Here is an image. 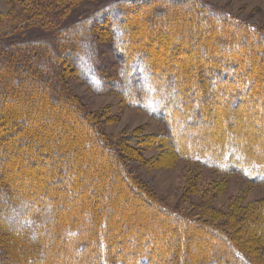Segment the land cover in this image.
<instances>
[{
	"label": "trees",
	"instance_id": "trees-1",
	"mask_svg": "<svg viewBox=\"0 0 264 264\" xmlns=\"http://www.w3.org/2000/svg\"><path fill=\"white\" fill-rule=\"evenodd\" d=\"M30 1V8L24 0H10L13 9L0 10V23L14 22L13 28L0 32V264H256L222 228L188 221L153 200L121 158V150L133 154V149H117L104 138L65 77L70 66L84 81H98L95 58L108 42L125 66L127 84L143 92L146 104L141 105L158 118L167 117L178 133L173 155L195 151L205 162L228 171L246 176L257 172L252 179L261 182L264 137L257 149L256 133L250 130L253 142L245 144L243 128L257 109L228 110L229 116H236L234 129L226 128L229 135L203 130L194 137L193 129L179 133L181 112L169 92L200 118L202 107L195 109L191 95L192 84H199L189 82L190 71L198 66L211 91L209 103L215 96L234 107L241 100L250 107L259 103L262 118L264 41L252 39L247 28L214 9L201 19L206 7L198 0ZM144 3L149 6L140 9ZM162 5L177 13L175 22L187 19V33L192 24L200 28L202 21L214 27L210 34L201 27L204 35L199 32L192 41L191 47H200L199 65L182 63L181 70H171L172 65L149 61L153 49L149 43L139 44L143 33L131 19L148 12L163 15L167 9ZM186 10H195L196 18L187 17ZM232 27L240 29L237 34L229 31ZM86 64L89 69L82 73ZM220 105L214 106L219 113ZM213 136L217 140L211 141ZM163 215L164 223L159 219ZM161 223L169 230L156 233ZM202 232L216 235L186 252L180 245L183 238L192 242L203 237ZM8 247H18L17 253Z\"/></svg>",
	"mask_w": 264,
	"mask_h": 264
},
{
	"label": "rangeland",
	"instance_id": "rangeland-1",
	"mask_svg": "<svg viewBox=\"0 0 264 264\" xmlns=\"http://www.w3.org/2000/svg\"><path fill=\"white\" fill-rule=\"evenodd\" d=\"M24 1L29 4V8L32 7L30 0ZM198 1L206 7L202 10L204 16L201 13V19L208 17V9H214L225 14L232 22L247 28L252 39L260 37L264 41V0ZM162 2L164 3V0L161 2L155 0V3ZM148 6L149 4L144 3L140 9ZM161 7L167 9L163 5ZM11 9L13 8L10 0H0L1 11L6 12ZM173 11V9H167L163 15H160L159 12H148L146 16L138 15L132 18L131 21L135 24L136 30L143 33L139 44L149 43L153 49V56L149 61L155 62V66L165 63L170 67L172 65L171 70L176 68L181 70L188 62L199 65L200 60L196 58L197 54L201 53L200 47H191L192 41L199 32L204 35L200 30L201 27L206 29V34H210L214 27L212 28L206 21H202L199 23V26L201 25L200 28L198 27L199 29L192 24L189 27L190 33H187V19H178V22H175L177 13ZM185 13L189 18H196L195 10L190 13L189 10H186ZM31 22L37 21L32 20ZM27 23L28 21H24V24ZM13 25V21L6 19L0 23V32L13 28ZM182 28L186 31H183ZM238 29L235 30L232 27L229 31L237 34ZM178 35H181L182 38L178 39ZM156 37L158 42L154 40ZM106 43L109 46L103 45L99 56L95 58L97 67L95 76L98 81H84L82 76L80 77L77 72L70 70L69 66L66 70V86L79 100L85 111L92 114L104 138L116 145L117 149H124L127 145L133 149H128L133 154H126L121 150V158L129 165L133 177L148 191L153 200L168 212L179 214L188 221H206L222 228L242 253L246 252L256 264H264V181L259 182L252 179L253 176H258L257 172L246 176L242 172L228 171L224 169L225 166L220 165V167L218 164L213 165L205 162L204 155L195 151L188 150L186 152L185 150L181 155H173L172 152L176 146L173 142H175V135L178 133L173 131L171 121L167 117L158 118L141 105L144 98L143 92L137 85L127 84L129 79L124 76L123 68L125 66L119 58L120 55H117L108 42ZM241 44L247 45L244 42ZM229 47L233 50L237 48L234 45H229ZM257 55H261V53ZM261 63L264 64V62ZM89 66V64L84 65L82 73L89 69ZM196 67L189 73V82L197 81L199 84L195 88L196 84H192L191 95L194 97L192 103H194L195 109L199 108L198 106L202 107L199 111L200 118L194 117L193 109L187 108L179 98L173 97V92H169V98L172 97L173 102L178 103L181 112L177 118L179 133L186 134L193 129L194 137L201 135L203 130L204 132L206 130L207 133L218 134L217 136L229 135L226 128L233 127L234 129L231 122L236 120V116L232 114L229 116L228 110L235 111L237 107L244 106L249 112L254 109L258 110L244 123L243 128L247 134L244 143L253 142L250 140L251 131H253L256 133L258 141L254 146L259 149L258 144L264 137V122L262 121L264 115L261 118L260 104L255 106L252 104L253 107H250L251 105L248 106L247 101L245 103L241 100L234 107L222 99V96H219L220 101L215 96L212 100L210 99L209 103V100L206 99L211 95V91L206 86V79L202 77L203 71L198 69V66ZM173 75H170L169 81L176 84L177 78H174ZM119 83L122 85L120 86ZM148 91H151V87L148 88ZM143 103L145 105L146 101ZM217 104H222V106L220 105L223 108L222 113L215 111L214 106ZM7 106L5 105V108ZM213 113L217 115L216 122ZM212 138L211 141L217 140L214 136ZM150 211L153 215L157 214L153 209ZM159 217L164 223L163 219L166 216ZM163 223L155 227L156 233L169 230L166 225H162ZM202 233L203 237L195 238L192 242L183 238L180 245L186 252L192 253L197 249L194 244H203L216 235ZM152 235L150 234V237ZM171 238L173 241L176 240L174 234H171ZM8 250L11 254H15L18 247H8Z\"/></svg>",
	"mask_w": 264,
	"mask_h": 264
}]
</instances>
